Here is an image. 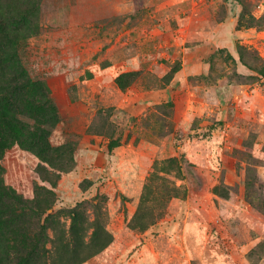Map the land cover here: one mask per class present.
I'll use <instances>...</instances> for the list:
<instances>
[{
    "label": "rangeland",
    "instance_id": "374dc122",
    "mask_svg": "<svg viewBox=\"0 0 264 264\" xmlns=\"http://www.w3.org/2000/svg\"><path fill=\"white\" fill-rule=\"evenodd\" d=\"M0 3L29 9L18 24L29 34L20 57L34 81L49 85L59 114L49 146L62 171L18 147L1 162L5 185L46 208L37 221L48 264H72L54 256L93 233L71 235L73 209L93 221L99 202L106 226L122 225L145 184L146 206L162 215L147 231L182 235L196 220L213 236L197 253L181 238L182 261L264 264V189L246 191L249 169L264 181V0ZM117 148L126 156L115 159ZM139 213L145 222L153 211Z\"/></svg>",
    "mask_w": 264,
    "mask_h": 264
},
{
    "label": "trees",
    "instance_id": "16d2710c",
    "mask_svg": "<svg viewBox=\"0 0 264 264\" xmlns=\"http://www.w3.org/2000/svg\"><path fill=\"white\" fill-rule=\"evenodd\" d=\"M236 1L241 2V0ZM25 4L29 5L28 2ZM19 15H23L24 19L19 18ZM29 15V9L26 7L20 8L14 3L8 7H2L0 3V264H48L52 260V254L45 248L47 241L44 236V227L40 225V220L37 221L46 208L40 202H35L38 199L31 201L16 193L5 185L2 178L1 162L15 147L45 159L55 171L61 169L58 165L62 163L60 159L56 160L58 163L56 161L54 163L50 156L52 150L49 139L59 123V114L51 97V89L46 82L34 81L30 77L20 57L22 43L28 39L29 34L25 35L18 24L21 21L28 22ZM241 25L246 24L242 21ZM25 29L31 31V28L25 27ZM133 75L130 74L131 77ZM118 146L119 144L116 145ZM176 160L177 158H172L169 161ZM252 172L251 169L247 172V194L255 185L259 189H264V181L258 179L253 181ZM178 178L184 179L181 176ZM44 182L52 184L46 179ZM165 182L163 180L162 183ZM147 188L145 184L139 206L128 224V228L132 231H147L162 216L155 214L156 205L151 208L149 205L146 206V200L143 197ZM35 192L37 195L45 194L46 198L53 194L47 189H38ZM44 203L47 205L48 201ZM92 207L95 214L93 221L88 220L86 209L82 210L78 206L72 210L75 227L70 231L71 235L78 237V231L85 232L92 228L93 233L89 241L85 242V239L81 238L78 242L74 241L72 245L71 238V242L64 245L66 249L58 252L54 258L57 257V260L68 258L66 259L68 263L82 264L91 256L101 254L113 243L114 236L106 226L107 220L105 221L103 217L101 204L97 202ZM143 209L153 211L151 220L145 222L141 220L139 212ZM80 223H83L85 228L81 227L79 230ZM9 237H13L16 242L6 245L5 240ZM63 239L65 238L62 237L61 240ZM84 251L85 254L82 255Z\"/></svg>",
    "mask_w": 264,
    "mask_h": 264
},
{
    "label": "crops",
    "instance_id": "0c3cea01",
    "mask_svg": "<svg viewBox=\"0 0 264 264\" xmlns=\"http://www.w3.org/2000/svg\"><path fill=\"white\" fill-rule=\"evenodd\" d=\"M125 151L117 148L115 159L125 157L126 155L122 154ZM128 151H131V149L128 148ZM85 157L90 158L91 155L87 154ZM142 187L144 188V186ZM142 187H139L136 191L141 192ZM136 196L130 194V198L134 199V204L137 202ZM135 212L136 210L127 217H123L122 225L109 222L107 228L114 236V241L105 251L95 257L91 264H192L187 260H181L180 256L181 252L184 251V247H182L180 239H189L193 244L194 251L197 253L199 240L210 241L213 237L211 233H207L206 227L196 220H190L187 230L182 235L179 232H174L169 227H165V230L157 231V233L151 231L138 233L128 228ZM210 242L212 243V239ZM204 249L207 251L209 248L206 245ZM213 249L211 247L210 252L216 250L213 251ZM205 264H209V262Z\"/></svg>",
    "mask_w": 264,
    "mask_h": 264
}]
</instances>
